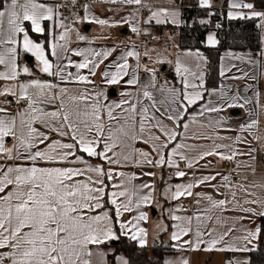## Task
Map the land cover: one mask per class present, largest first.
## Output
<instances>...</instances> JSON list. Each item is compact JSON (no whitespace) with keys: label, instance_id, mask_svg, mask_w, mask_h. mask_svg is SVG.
I'll return each mask as SVG.
<instances>
[{"label":"snow or ice","instance_id":"obj_1","mask_svg":"<svg viewBox=\"0 0 264 264\" xmlns=\"http://www.w3.org/2000/svg\"><path fill=\"white\" fill-rule=\"evenodd\" d=\"M226 3L228 20L255 22L264 57V9ZM196 7L206 16L188 24L181 0H0V264H133L113 246L125 240L163 253L148 264H252L264 249V102L223 82L255 76L222 63L210 83L208 57L175 41L218 14L215 0ZM236 108L247 118L232 127L222 113ZM210 157L233 167L197 175Z\"/></svg>","mask_w":264,"mask_h":264},{"label":"trees","instance_id":"obj_2","mask_svg":"<svg viewBox=\"0 0 264 264\" xmlns=\"http://www.w3.org/2000/svg\"><path fill=\"white\" fill-rule=\"evenodd\" d=\"M184 8V17L188 24H192V20L206 16V13L196 7L197 0H181ZM259 8L264 9V0H255ZM218 14L212 18V25L207 29L198 24L193 27L178 28V41L181 47L200 49L206 57H208L209 67L208 76L210 83L217 86L221 81L219 76L220 57L225 51H260L261 33L256 29L255 22L243 20H228L226 12L228 11L226 0L219 7H215ZM220 22L223 27L215 29L214 24ZM215 31L220 41L216 48L207 47L203 41L206 40L208 32ZM118 251L130 255L133 264H148L149 261L156 260L163 255L159 249L153 250L149 248L141 256L137 250L129 245L128 241H121L116 245ZM252 264H264V249L259 252L251 253Z\"/></svg>","mask_w":264,"mask_h":264},{"label":"crops","instance_id":"obj_3","mask_svg":"<svg viewBox=\"0 0 264 264\" xmlns=\"http://www.w3.org/2000/svg\"><path fill=\"white\" fill-rule=\"evenodd\" d=\"M220 0H215V7H219L223 4L219 3ZM170 27V26H169ZM87 28V27H86ZM85 28V29H86ZM178 28L173 29V31H175L177 33V35L175 36V41L177 43H179L178 41ZM89 27L88 30L86 29V31H89ZM169 30V28H165V27H159L154 31V34L163 36V34L165 32H167ZM125 30H123L121 33L124 36L125 34L128 35L129 32L124 33ZM211 32V31H210ZM218 38V37H217ZM100 44H104L105 42H99ZM155 43V42H153ZM160 44L164 43V40L162 39L160 42ZM227 52V51H225ZM224 52V53H225ZM235 54H242L245 56V60L239 61V60H234L232 58H227L225 62L220 63V67L222 63H227L229 66H231L232 64H235L236 67L232 68V71L227 73V75L231 76L233 74L236 75H240L241 72L238 71V69L243 70V71H247L249 73V76H255L256 79L252 80L249 78H244L241 80H223V78H221V80H223L224 83L230 85V86H234V90H238L242 95L245 96H251L252 93L254 91H259L261 93V101L264 98V57H261L259 55V51H251V50H247V51H232ZM223 53V55H224ZM222 55V56H223ZM251 58L252 60L258 61V63L252 64V63H248V59ZM221 82V81H220ZM112 91H117V90H112ZM249 107H251V105H249ZM232 111H236V114H232ZM259 111V110H258ZM241 114H243L242 109L236 108V109H228L226 113H222V115H226L228 117V124L231 125L232 127H235L237 123L243 121L244 119L247 118V113L243 118H238V116H240ZM262 114V113H261ZM215 115V114H213ZM263 121V120H262ZM195 129V126H193ZM262 129H264V124H262ZM220 135H234V133L231 132H224L221 131ZM195 143H201V144H205L208 145L210 142L209 141H194ZM210 160L213 161V165L210 168H205V167H201L199 172H197V175L200 174H210V173H214L215 171H224V164L225 162L223 161H218L215 158H208ZM205 162L201 161V165H203ZM191 171V170H189ZM145 180L149 179L148 177L144 178ZM160 182L157 181V184H159ZM215 183V182H213ZM195 191H207V192H212L211 188H197L195 189ZM190 204H193V200L191 198H189L188 200ZM185 201V202H186ZM152 215V213H151ZM154 215H158V210L156 212H153L152 215V222L149 225L150 227V242L151 239L156 235L155 232H152L151 229L155 224V220H154ZM162 240L167 243L168 237L167 235H162ZM119 243V242H118ZM118 245V244H117ZM114 247H116V245H113ZM190 258L191 264H224V261L226 258L229 257L230 254L228 253H220V252H212V253H208V252H192V253H188L187 254ZM251 255V254H249Z\"/></svg>","mask_w":264,"mask_h":264},{"label":"rangeland","instance_id":"obj_4","mask_svg":"<svg viewBox=\"0 0 264 264\" xmlns=\"http://www.w3.org/2000/svg\"><path fill=\"white\" fill-rule=\"evenodd\" d=\"M222 1H224V0H220L219 3H222ZM110 7H112V6L111 5H105L104 7L97 6L95 10L101 16H105V15L110 16L111 13L108 11V8H110ZM86 27H89L90 30L89 31H86V29H85ZM86 27L84 28V31L86 33H99L100 32L99 26L90 25V26H86ZM123 30L124 29H116L115 30V33L117 35H121V38H124V36L121 33ZM130 35H131V33L129 32L128 36H130ZM100 42H104V41H100ZM262 102H264V98H263ZM242 112H243V114H241L240 116H238V118H243L246 115V112L244 111V109H242ZM261 119L264 121V113L261 114ZM223 168H224V166H223ZM154 212H156V211H154ZM152 215H153V213H152ZM159 216H160V213L158 211V215H154V217H153L154 220H155L154 222H156L159 219Z\"/></svg>","mask_w":264,"mask_h":264},{"label":"built area","instance_id":"obj_5","mask_svg":"<svg viewBox=\"0 0 264 264\" xmlns=\"http://www.w3.org/2000/svg\"><path fill=\"white\" fill-rule=\"evenodd\" d=\"M182 167H183V164H182ZM233 167V164H231V163H229V162H225V164H224V171H227V170H229V169H231ZM185 203V206L186 207H189V208H191V204H190V202L189 201H186V202H184Z\"/></svg>","mask_w":264,"mask_h":264},{"label":"water","instance_id":"obj_6","mask_svg":"<svg viewBox=\"0 0 264 264\" xmlns=\"http://www.w3.org/2000/svg\"><path fill=\"white\" fill-rule=\"evenodd\" d=\"M86 29L88 30V27ZM124 33H125V31H124ZM236 113H237L236 111H232V114H236ZM114 244L117 245L118 242H114Z\"/></svg>","mask_w":264,"mask_h":264}]
</instances>
